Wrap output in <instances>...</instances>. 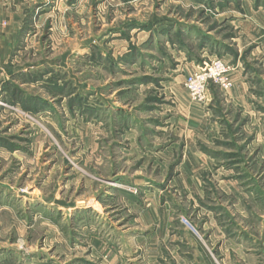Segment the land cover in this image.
I'll use <instances>...</instances> for the list:
<instances>
[{
    "label": "rangeland",
    "instance_id": "obj_1",
    "mask_svg": "<svg viewBox=\"0 0 264 264\" xmlns=\"http://www.w3.org/2000/svg\"><path fill=\"white\" fill-rule=\"evenodd\" d=\"M0 36V264H264V0H2ZM214 59L248 110L190 98Z\"/></svg>",
    "mask_w": 264,
    "mask_h": 264
},
{
    "label": "built area",
    "instance_id": "obj_2",
    "mask_svg": "<svg viewBox=\"0 0 264 264\" xmlns=\"http://www.w3.org/2000/svg\"><path fill=\"white\" fill-rule=\"evenodd\" d=\"M230 66L219 59H214L205 69L198 70L184 80V88L195 102H204L209 98L210 87L218 86L228 90L231 82L228 77Z\"/></svg>",
    "mask_w": 264,
    "mask_h": 264
},
{
    "label": "crops",
    "instance_id": "obj_3",
    "mask_svg": "<svg viewBox=\"0 0 264 264\" xmlns=\"http://www.w3.org/2000/svg\"><path fill=\"white\" fill-rule=\"evenodd\" d=\"M1 1L2 0H0V3H1ZM3 38H4L3 36H0V52L4 51V49H2L1 47L4 48V44L6 42L7 37L4 39ZM185 78H184V80H185ZM231 80H232L233 85H232L231 89L227 92L228 102L232 103L233 106H240L241 107L243 105L245 110H248L250 108L249 105L251 103V98H250L249 94H252L250 91V89L252 87V83H250L248 76L246 74H241L240 72H235L231 76ZM183 83H184V81H183ZM210 98H212V97L210 96ZM212 133H215V132H212ZM195 155L197 156V155H199V153L196 151ZM199 156L201 158L203 157L202 155H199ZM199 156H197V157H199ZM191 159H193V158H191ZM195 159H197V158H195Z\"/></svg>",
    "mask_w": 264,
    "mask_h": 264
}]
</instances>
